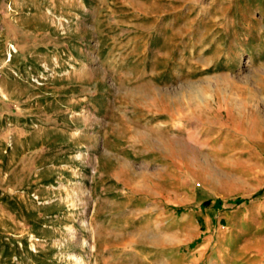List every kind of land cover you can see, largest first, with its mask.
I'll use <instances>...</instances> for the list:
<instances>
[{"label":"rangeland","instance_id":"1","mask_svg":"<svg viewBox=\"0 0 264 264\" xmlns=\"http://www.w3.org/2000/svg\"><path fill=\"white\" fill-rule=\"evenodd\" d=\"M264 264V0H0V264Z\"/></svg>","mask_w":264,"mask_h":264},{"label":"bare ground","instance_id":"2","mask_svg":"<svg viewBox=\"0 0 264 264\" xmlns=\"http://www.w3.org/2000/svg\"><path fill=\"white\" fill-rule=\"evenodd\" d=\"M77 263H78V264H82V262H81L79 259L77 260Z\"/></svg>","mask_w":264,"mask_h":264}]
</instances>
